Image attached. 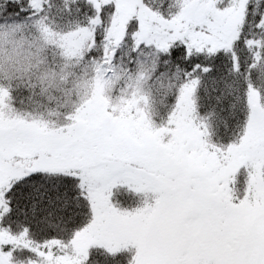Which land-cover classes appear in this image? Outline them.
I'll return each mask as SVG.
<instances>
[{"label":"snow or ice","instance_id":"6c2138e0","mask_svg":"<svg viewBox=\"0 0 264 264\" xmlns=\"http://www.w3.org/2000/svg\"><path fill=\"white\" fill-rule=\"evenodd\" d=\"M0 53V264H264V0H0Z\"/></svg>","mask_w":264,"mask_h":264},{"label":"trees","instance_id":"16d2710c","mask_svg":"<svg viewBox=\"0 0 264 264\" xmlns=\"http://www.w3.org/2000/svg\"><path fill=\"white\" fill-rule=\"evenodd\" d=\"M20 39L25 43H30V40L21 36ZM46 63L42 65L40 77H29L27 72L22 74L19 80V90L13 93L17 106L25 112L43 113L45 118L49 112L61 111L60 121L64 114L73 111L75 105L79 102L77 99V86L83 76V66H71L64 69L66 79H60V72L56 73L53 79L50 75L51 69H48V64L53 68H59L61 65L68 63L61 59L57 53L53 55L51 48L46 52ZM48 72L49 75H45ZM89 78L91 72L88 73ZM57 119V117H51ZM63 122V121H62Z\"/></svg>","mask_w":264,"mask_h":264},{"label":"rangeland","instance_id":"374dc122","mask_svg":"<svg viewBox=\"0 0 264 264\" xmlns=\"http://www.w3.org/2000/svg\"><path fill=\"white\" fill-rule=\"evenodd\" d=\"M28 44H29V43H28ZM28 44L25 43V42H23L22 39H20L19 51H18V53H16L15 55L18 56V58H19V60H20L21 63H25V64L27 63V59H26V57H27V55H28V53H27V47H28ZM0 55L7 56L8 53H0ZM62 121H63V120H61V122H62Z\"/></svg>","mask_w":264,"mask_h":264}]
</instances>
